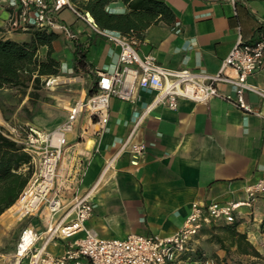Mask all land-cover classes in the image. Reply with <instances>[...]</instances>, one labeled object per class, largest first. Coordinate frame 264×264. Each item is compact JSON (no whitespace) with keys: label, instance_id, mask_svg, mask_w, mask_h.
Wrapping results in <instances>:
<instances>
[{"label":"crops","instance_id":"1","mask_svg":"<svg viewBox=\"0 0 264 264\" xmlns=\"http://www.w3.org/2000/svg\"><path fill=\"white\" fill-rule=\"evenodd\" d=\"M164 2L173 12V20L148 26L137 36L135 47L140 54L152 53L159 64L169 68H202L215 73L239 38L249 41L264 35V0H236L235 5L228 0ZM106 9L113 13L127 11L120 1L108 4ZM6 16L0 3V38L30 41L33 29L10 32L5 27ZM57 17L68 29L52 30L58 34L52 43V56L60 62V74L72 72L76 76L66 88L70 92L51 93L49 102L36 99L27 103L26 122L45 130L64 121L69 105L90 91L97 80L96 71H111L118 54L117 46L69 10ZM176 22L180 23V32L173 28ZM75 44L86 49L88 65L81 72L74 70ZM46 52V46L38 50L42 58ZM48 78L52 84L62 80L61 76ZM248 81L264 90V64L248 76ZM216 87L222 96L203 102L182 98L176 109L156 105L145 113L133 140L153 145L135 164L127 151H119L120 143L132 130L135 112L143 111L153 93L138 91L135 101L112 98L106 130L99 134L90 117L82 115L67 136L70 146L61 166L66 168L68 182L72 181L79 192L91 190L94 208L85 223L87 228L101 239L123 238L130 233L167 236L181 227L194 201L246 199V188L264 179V99L246 92L245 100L254 113H243L230 102L235 93L229 84L218 82ZM9 89L1 88L0 96ZM28 99L26 95L22 102ZM11 101L18 99L14 96ZM57 112L59 119L51 121ZM80 133L83 138L76 144ZM88 154L92 156L78 184L73 164ZM235 223L236 230L244 233L264 257V194L249 206H242ZM205 237L202 234L198 239L201 245ZM231 248L238 255L256 257Z\"/></svg>","mask_w":264,"mask_h":264},{"label":"built area","instance_id":"2","mask_svg":"<svg viewBox=\"0 0 264 264\" xmlns=\"http://www.w3.org/2000/svg\"><path fill=\"white\" fill-rule=\"evenodd\" d=\"M228 1L232 5L236 3V0ZM0 3L7 11L5 27L10 32L55 28L67 31V26L57 19L67 9L118 47L114 68L96 71L93 89L69 105L64 121L54 129L45 130L30 122L0 124L2 133L31 156L33 166L26 185L12 205L18 208L19 220L35 218L39 222L38 225L30 222L20 230L9 254L10 264H189L202 227L215 222L234 223L242 206H249L255 197L264 194V179H261L246 188L247 197L243 200L194 201L181 227L167 236L130 233L123 238H99L85 225L94 208L89 197L91 190L79 192L72 181L68 182L66 168L61 166L65 150L70 146L67 136L82 115L90 117L96 125L95 133L99 134L106 130L112 98L135 101L138 91L153 93L143 111L135 112L132 130L120 143L119 151H127L130 162L135 164L153 144L133 140L134 132L144 114L156 105L176 109L182 98L203 102L222 96L216 84L223 82L235 93L230 102L243 113H254L244 94L252 92L264 99V90L248 81V76L264 64V35L249 41L239 38L219 70L209 73L202 68H169L159 64L152 53L140 54L135 38L100 29L89 13L78 9L71 0H0ZM173 28L180 32V23L176 22ZM82 138L80 133L75 143ZM91 156L88 154L73 164L78 184ZM60 246L61 250L56 251Z\"/></svg>","mask_w":264,"mask_h":264},{"label":"trees","instance_id":"3","mask_svg":"<svg viewBox=\"0 0 264 264\" xmlns=\"http://www.w3.org/2000/svg\"><path fill=\"white\" fill-rule=\"evenodd\" d=\"M78 9L86 11L100 29L117 31L135 38L151 24L159 20L171 22L173 12L164 0H71ZM122 2L127 11L113 13L106 9L112 2ZM58 37L54 31L33 29L32 37L27 42H17L0 38V89L1 88H38L44 77L59 74L60 62L52 56L53 41ZM41 46L47 47L42 58L38 54ZM76 46L74 70L86 69V49ZM94 84V83H93ZM93 86L90 88L93 89ZM33 166L31 156L22 146L2 133L0 128V215L17 199L26 185ZM222 235L215 238L221 247L235 246L237 252L260 256L257 250L246 240L244 233L236 230V223H224L218 226ZM264 230V224H262Z\"/></svg>","mask_w":264,"mask_h":264},{"label":"rangeland","instance_id":"4","mask_svg":"<svg viewBox=\"0 0 264 264\" xmlns=\"http://www.w3.org/2000/svg\"><path fill=\"white\" fill-rule=\"evenodd\" d=\"M67 10L63 9L62 11ZM61 11V12H62ZM61 76L62 80L56 84L48 82V77H44L38 88L33 89L30 84L27 88H11L0 96V124L17 125L28 121L29 111L26 108L27 103H32L36 99L42 101H51V93L70 92L67 90L69 84L75 80V73L65 72L57 74L51 78L52 80ZM8 88V87H6ZM28 96L29 99L23 103V98ZM17 97L18 101L11 100ZM60 114L57 112L51 117V121L58 120ZM2 118V119H1ZM10 208V209H9ZM0 215V264H10L9 254L13 251L20 230L28 223L38 225L39 222L33 218L32 220L24 218L19 220L18 208L11 205ZM9 209V210H8ZM219 222L205 225L197 234L196 247L194 252L189 256V264H264V257L258 256L251 258L250 256L238 255L234 249L229 247V241L225 240L226 247H220L215 236L222 235L218 229ZM202 234L206 237L202 239V245L198 239L202 238Z\"/></svg>","mask_w":264,"mask_h":264}]
</instances>
